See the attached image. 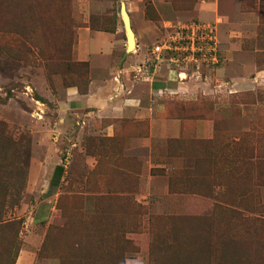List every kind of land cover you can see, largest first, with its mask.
<instances>
[{"label": "rangeland", "instance_id": "374dc122", "mask_svg": "<svg viewBox=\"0 0 264 264\" xmlns=\"http://www.w3.org/2000/svg\"><path fill=\"white\" fill-rule=\"evenodd\" d=\"M121 11L131 29L147 23V64L167 25L215 26L224 61L170 102L187 130L138 141L145 121L108 135L90 117L77 139L68 116V139L43 141L58 132L63 90L88 78L72 56L77 30L113 32ZM241 49L264 66V0H0V264H264V82L228 91ZM48 142L64 171L42 204L29 173Z\"/></svg>", "mask_w": 264, "mask_h": 264}, {"label": "crops", "instance_id": "0c3cea01", "mask_svg": "<svg viewBox=\"0 0 264 264\" xmlns=\"http://www.w3.org/2000/svg\"><path fill=\"white\" fill-rule=\"evenodd\" d=\"M155 8L159 15L165 13L169 16V10L165 5L159 3ZM121 12L123 23L128 25L134 40V53L128 51L127 44L126 48L124 47L128 33L125 25L118 26L113 32L93 30L87 26L80 27L76 32L72 56L76 62L87 63L88 80L63 90V101L58 108L59 120L54 128L58 132L40 135L43 136L41 138L43 141L67 140V136L63 138V133L67 135L64 126L68 125V116H71L78 125L75 132L77 139L84 132L85 123L90 117L108 121L103 128L108 135L113 133L117 121H145L148 133L146 136L137 135L138 141H152L155 135L162 138H178L187 130L186 121L171 116L173 111L170 102L175 96L188 98L186 93L191 90L186 86L187 83L178 82L176 74L169 70L166 64L151 62L147 64V58L142 55L141 40V36L146 33L147 23L140 19L139 25L131 29V15L126 13V16L124 11ZM250 51L240 50L239 68L242 72L237 77L229 79V92H235V88H240L243 81L264 82V66L255 67L250 58ZM223 61V52L218 43V63L205 70L215 69ZM209 123L203 121L202 124ZM199 131L205 129L200 128ZM56 147L58 146L48 142L43 148V160L34 159L32 161L34 165L32 164L29 173V179L36 180L35 188L40 189L42 204H48L56 195L63 177L64 167L58 163L57 156L55 157ZM33 169H37V175ZM36 215L43 218L39 209Z\"/></svg>", "mask_w": 264, "mask_h": 264}, {"label": "built area", "instance_id": "2783aa9c", "mask_svg": "<svg viewBox=\"0 0 264 264\" xmlns=\"http://www.w3.org/2000/svg\"><path fill=\"white\" fill-rule=\"evenodd\" d=\"M167 26L161 43L150 51L153 63L165 62L181 82L218 63V41L212 23L189 20Z\"/></svg>", "mask_w": 264, "mask_h": 264}, {"label": "bare ground", "instance_id": "6f19581e", "mask_svg": "<svg viewBox=\"0 0 264 264\" xmlns=\"http://www.w3.org/2000/svg\"><path fill=\"white\" fill-rule=\"evenodd\" d=\"M130 34H131V33H130V31H129V34L127 33L128 37H129V44H130V45H129V48L133 49V48H134V46H133V45H134V44H133L134 42H133V40H132V39H133L132 34H131V37H132V38L130 37Z\"/></svg>", "mask_w": 264, "mask_h": 264}, {"label": "trees", "instance_id": "16d2710c", "mask_svg": "<svg viewBox=\"0 0 264 264\" xmlns=\"http://www.w3.org/2000/svg\"><path fill=\"white\" fill-rule=\"evenodd\" d=\"M81 65L85 66V69H86V73L88 72L87 71V68H88V65L86 62H79ZM88 80V78L85 79V82Z\"/></svg>", "mask_w": 264, "mask_h": 264}, {"label": "water", "instance_id": "95a60500", "mask_svg": "<svg viewBox=\"0 0 264 264\" xmlns=\"http://www.w3.org/2000/svg\"><path fill=\"white\" fill-rule=\"evenodd\" d=\"M124 15V14H123ZM125 26H126V29L128 30V25L127 24H125ZM128 32V34H129V30L127 31ZM127 37H128V35H127ZM130 37H131V34H130ZM132 38V37H131ZM128 45H130L129 44V37H128Z\"/></svg>", "mask_w": 264, "mask_h": 264}]
</instances>
